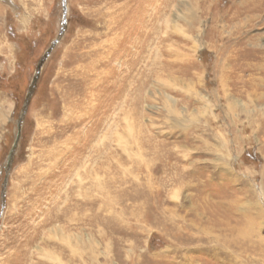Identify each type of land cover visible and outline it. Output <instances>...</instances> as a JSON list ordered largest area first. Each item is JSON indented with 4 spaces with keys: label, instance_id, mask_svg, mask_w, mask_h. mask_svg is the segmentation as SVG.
<instances>
[{
    "label": "rangeland",
    "instance_id": "374dc122",
    "mask_svg": "<svg viewBox=\"0 0 264 264\" xmlns=\"http://www.w3.org/2000/svg\"><path fill=\"white\" fill-rule=\"evenodd\" d=\"M0 264H264V0H0Z\"/></svg>",
    "mask_w": 264,
    "mask_h": 264
},
{
    "label": "water",
    "instance_id": "95a60500",
    "mask_svg": "<svg viewBox=\"0 0 264 264\" xmlns=\"http://www.w3.org/2000/svg\"><path fill=\"white\" fill-rule=\"evenodd\" d=\"M32 89H33V87H32ZM31 92H32V90H31ZM30 94H31V93H30ZM29 98H30V97H29ZM29 98H28V100H27V103H26V106H25V107H27V105H28ZM24 113H25V110H24ZM24 113H23V115H24Z\"/></svg>",
    "mask_w": 264,
    "mask_h": 264
},
{
    "label": "bare ground",
    "instance_id": "6f19581e",
    "mask_svg": "<svg viewBox=\"0 0 264 264\" xmlns=\"http://www.w3.org/2000/svg\"><path fill=\"white\" fill-rule=\"evenodd\" d=\"M35 83H36V81H34V85H35ZM34 85L32 86V87H34ZM30 93H31V91H30ZM25 114V113H24Z\"/></svg>",
    "mask_w": 264,
    "mask_h": 264
}]
</instances>
